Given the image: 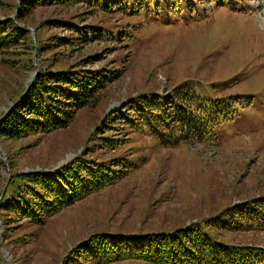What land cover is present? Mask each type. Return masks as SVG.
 Listing matches in <instances>:
<instances>
[{"label":"rangeland","instance_id":"rangeland-1","mask_svg":"<svg viewBox=\"0 0 264 264\" xmlns=\"http://www.w3.org/2000/svg\"><path fill=\"white\" fill-rule=\"evenodd\" d=\"M26 1L0 0V23L10 18L30 32L0 52V119L42 71L108 68L115 79L69 127L22 139L0 137V201L12 171H53L83 153L113 161L128 151L136 168L41 228L0 214L2 264H62L71 248L95 232L171 231L264 194V0H224L233 10L221 0L155 1L148 10L141 6L149 0H130L124 15L97 12L82 2L27 10ZM177 5L190 12L176 11ZM63 21L80 27L81 38ZM90 25L100 30L92 32ZM187 81L207 98L235 97L238 110L217 127V141L166 147L119 125L108 132L120 139L119 150L104 149L98 127L109 112H129L133 97L166 95ZM221 238L264 247V231Z\"/></svg>","mask_w":264,"mask_h":264},{"label":"trees","instance_id":"trees-1","mask_svg":"<svg viewBox=\"0 0 264 264\" xmlns=\"http://www.w3.org/2000/svg\"><path fill=\"white\" fill-rule=\"evenodd\" d=\"M155 1L156 6L165 2L149 0L141 8L148 10L150 2L154 4ZM221 1L233 10L231 4ZM81 2L97 12L124 15L131 1L27 0L23 8L29 10L49 4L75 6ZM215 4L218 5V2ZM177 10L190 12V7L177 5ZM18 13V17L23 14L21 11ZM63 22L75 32L76 38H81L77 33L81 32L80 27L70 21ZM88 28L92 32L100 30L95 25ZM29 33L16 27L10 18L1 21L0 52L16 46ZM93 57L86 61L87 65L93 63L90 60ZM111 73L113 70L108 68L86 67L42 71L23 99H17L0 119V137L22 139L69 127L74 116L82 109L94 106L97 96L114 82ZM218 98L214 100L198 94L188 81L173 86L166 95L141 93L131 99L133 104L129 112L123 113L118 107L108 113L102 126L98 127L104 134L101 144L107 151L119 150L120 139L113 133L108 134L111 128L119 125L128 127L131 132L147 134L166 147L213 143L217 141V127L226 122L228 114L238 110L237 101L232 95ZM88 136L86 141L92 137L90 134ZM85 149H89L87 143ZM130 149L132 147H128ZM127 152L113 161H105L97 153L95 157L83 153L53 171H12L8 190L0 201V214H6V218L9 216L11 220L14 216L23 217L41 228L49 218L127 176L136 168V162L127 156ZM12 166L15 168L14 164ZM246 231H264V194L224 206L218 213L200 222L171 231L95 232L71 248L62 264H111L122 261H132L128 264H264V247L244 242L233 245L232 241L221 238L224 233Z\"/></svg>","mask_w":264,"mask_h":264}]
</instances>
